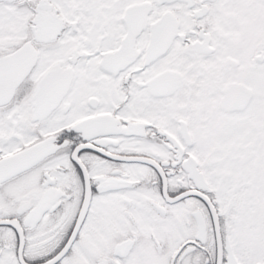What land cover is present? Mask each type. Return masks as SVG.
Segmentation results:
<instances>
[{
  "label": "snow or ice",
  "instance_id": "obj_1",
  "mask_svg": "<svg viewBox=\"0 0 264 264\" xmlns=\"http://www.w3.org/2000/svg\"><path fill=\"white\" fill-rule=\"evenodd\" d=\"M0 264H264V0H0Z\"/></svg>",
  "mask_w": 264,
  "mask_h": 264
}]
</instances>
